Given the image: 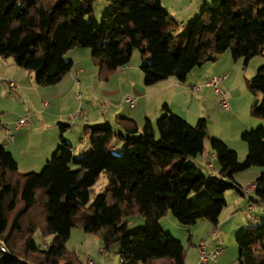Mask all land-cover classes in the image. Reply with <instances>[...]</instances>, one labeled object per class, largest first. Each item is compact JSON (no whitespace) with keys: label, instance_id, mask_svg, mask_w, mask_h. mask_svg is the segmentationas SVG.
I'll return each mask as SVG.
<instances>
[{"label":"trees","instance_id":"obj_1","mask_svg":"<svg viewBox=\"0 0 264 264\" xmlns=\"http://www.w3.org/2000/svg\"><path fill=\"white\" fill-rule=\"evenodd\" d=\"M95 0H0V57L34 73L36 84L53 85L71 69L72 48H88L100 79L140 55L143 83L168 76L183 82L188 73L229 51L244 64L264 51V0H210L175 39L178 24L161 0H107L98 21L85 20ZM251 113L264 119V64L248 79ZM88 127L90 150L74 156L58 122L60 145L37 171L20 173L12 153L0 144V264H79L65 247L80 226L119 244V264H185L182 243L162 230L168 212L182 225L205 219L216 226L225 191L241 193L238 172L264 167V126L241 133L243 160L225 142L207 135L206 119L189 124L164 104L156 119L139 127L129 117ZM209 142L217 175L201 172L188 158ZM116 142L122 146L117 148ZM106 186L90 199L100 175ZM256 202L264 203V173L254 180ZM205 190L204 198L194 194ZM242 194V193H241ZM141 215L144 226L130 230L126 218ZM52 236L42 247L35 240ZM238 264H264V222L236 238Z\"/></svg>","mask_w":264,"mask_h":264},{"label":"crops","instance_id":"obj_2","mask_svg":"<svg viewBox=\"0 0 264 264\" xmlns=\"http://www.w3.org/2000/svg\"><path fill=\"white\" fill-rule=\"evenodd\" d=\"M206 1L161 0L162 6L178 24V28L174 32L176 40L177 38L180 40L183 39L186 24L198 13L201 5L207 3ZM262 55L264 60V51ZM254 58L256 56L251 61ZM65 59L71 60L73 65L63 78L56 84L41 86L36 84L33 72L22 68L15 70L11 57H0V73H3L0 74V99L2 100L3 96L7 94L14 98L18 96L25 99L31 106V109L35 107L34 104L37 101L40 107H44L45 109L50 105L54 106L55 102L59 105L56 108H65V114H62L61 117H65V122L63 123L68 124L69 127L66 128L62 135L70 144L74 156L79 153L80 148L83 147L82 145L87 139L85 135L88 136V127L97 123L108 122L113 127H118L117 118L119 117H129L135 122L145 117L155 119L160 115L161 108L164 104H167L172 112L174 108H177L181 113H188L191 117L192 114L201 115L202 113L201 105H199V102L202 100L201 96L197 95L193 97V92L189 90L191 86L200 83L199 79L201 78V74L198 73L197 75L199 79L194 75L197 73V71H194L195 67L188 73L183 82L177 80L174 76H168L151 85H145L143 83V76L140 78L142 74L139 68L140 59H138L136 66L128 63L125 66L117 68L107 79H100L98 77L97 67L91 58V53L88 48H72L65 54ZM2 65L5 67L8 66L7 69L13 70L14 72L10 74L6 71V68L4 70L1 69ZM10 81L14 85L11 86ZM12 90L15 93H12ZM125 95H133L136 97L134 107H130L122 100ZM166 100L170 103H167ZM173 100L175 104H173ZM177 100L180 101L179 104H177ZM192 102L197 105V112L191 110ZM104 104H107L106 108ZM95 105L98 109H96ZM109 106H112V111L109 109ZM1 109L0 114L2 113ZM45 112L46 115L39 117L41 120L35 122L37 126L31 124L29 127L25 125L17 128L16 121L19 119L17 114H14L12 119L10 118L5 121L0 118V144L12 153L17 162V167H22V171L29 169H34L30 171L39 170L40 167L44 166L46 160L51 156V153L60 145V132L58 131L57 123L62 121L58 118L50 117L51 115L54 116L50 112ZM255 121L264 125V120L261 118ZM77 123L80 124L75 130L77 131L78 129L77 132L80 135L81 133L84 134L82 137H76L74 135V128ZM136 124L138 125V123ZM49 126H51V133H48ZM138 126L140 127V125ZM208 136L215 137L209 133ZM115 144L117 148L122 146L121 142H116ZM89 146L90 141L86 140L84 149ZM232 147L230 146V148ZM204 149L201 155L208 152L210 159L206 161L207 172L205 174L217 175L219 166L216 157L211 149H207L205 146ZM236 150L242 157L246 153V148L241 145ZM197 156L191 159L192 163L193 160L198 161ZM214 160H216V163ZM193 164L196 166V162ZM260 173H264V171L259 169V167H251L249 170L238 172L236 175L239 178L245 176V179L248 178L253 181ZM236 175L235 180L241 186V179H237ZM51 237L49 239L45 238V244L51 241Z\"/></svg>","mask_w":264,"mask_h":264},{"label":"rangeland","instance_id":"obj_3","mask_svg":"<svg viewBox=\"0 0 264 264\" xmlns=\"http://www.w3.org/2000/svg\"><path fill=\"white\" fill-rule=\"evenodd\" d=\"M206 2L209 3L210 0H207ZM110 8L111 4L107 0H95L93 4V12L87 15L85 20L88 21L90 19H95L99 21ZM138 59H140L139 51L135 49L129 64L136 66ZM251 59L247 64H244L242 58L233 59L229 51H226L225 53L218 55L214 61L209 60L204 62L201 66L195 67L194 71H197V73L194 75L198 78V73L201 74V78H198L201 84H198L200 85L198 89H192L193 85L189 90L193 92V97L197 95L201 96L202 100L199 102V105H201L202 113L201 115L192 114L191 117L188 113H181L177 108H174L173 112L189 124H194L198 118H205L207 135L209 133L215 136L213 138L219 139L227 145L231 144L230 146H233L231 149L234 148L233 150L236 152V148L238 149L239 145L246 148L245 142L241 139V133L261 125L255 121L260 118L253 116L250 110L254 95L248 88V79L255 73L259 66L264 64V60L262 54L256 56L253 61H251ZM12 63L15 70L20 69L14 64V62ZM5 68L10 74L14 72L13 70H8V66L5 67L2 65L1 69L4 70ZM0 74L3 73L1 72ZM141 77L142 74L140 75V78ZM209 79L218 80L217 86L225 92L229 108L223 109L220 105L219 96L213 90L214 88L205 84ZM11 92L15 93L14 90ZM126 96L127 95L123 98ZM11 97L12 96L5 94L2 100L0 99V108H2L0 118L3 121L10 118L12 119L13 115L17 114L19 119L24 116L29 118L26 127H29L31 124L37 126L35 122L40 121L41 119L39 117H44L46 115L45 111H48L54 115H51L50 117L58 118L62 122H65V117H61L62 114H65V108H56L59 106L56 102L54 106L50 105L45 109L44 107H40V104L37 101L34 104L35 107L31 109V106L25 99L18 96L15 98ZM166 102L170 103L168 100H166ZM174 102L175 101L173 100V104H175ZM177 102V104H179L180 101L177 100ZM95 107L98 109L96 105ZM104 107L106 108L107 104H104ZM109 109L112 111V106H109ZM196 109L197 105L192 102L191 110L197 112ZM126 110H128V108H126ZM21 113L25 115H22ZM94 114L96 113L94 112ZM143 120L144 119H140L139 121H136V123L141 126ZM79 124L80 123H77L74 128V135H76V137L84 136V134L81 133L80 135V133L77 132L78 129L77 131L75 130ZM114 128L116 129L118 127L115 126ZM48 133H51V126L48 128ZM85 136L87 137V141L91 140L89 136ZM86 140L84 141V144L82 143L83 145L81 144L83 147L80 148L79 153L75 156L80 157L90 150V146L84 149ZM205 148L210 149L208 141L205 142ZM245 155L242 157V155L238 154V159L240 161L243 160ZM191 159L192 158L189 157L187 162H190ZM197 160L198 161L193 160V163L196 162V167L200 171L206 173V161L210 160L208 152H205L203 155L199 154ZM214 161L216 163V160ZM41 168L42 167H40L39 170ZM259 169L264 171V167H259ZM30 170L34 169L26 171ZM18 171L20 173L26 172L22 171V167H18ZM236 178L241 179L242 186H246L251 181V179H245V176L239 178L236 175ZM105 186L106 178L104 174H101L91 189L90 199L92 200L95 194L102 192ZM206 195V191L202 190L194 194L192 198L198 200L204 198ZM249 196L250 197H246L233 188L226 190V205L219 214L216 226L212 225L205 219H199L191 225H182L178 223L169 212L159 220V224L164 232L169 233L173 238L182 243L185 252V264H238L237 258L239 255V246L236 238L248 227L257 226L264 222V203L255 201L256 196L254 191L251 192ZM248 204L253 205V209L250 211V214L253 217L252 219H248L245 216ZM126 221L130 230L142 227L145 223L144 218L141 215L129 216L126 218ZM45 238L49 239L50 236ZM45 238L41 236L39 231L36 232L35 240H37L42 247L47 245L45 244ZM65 247L66 250L78 260L79 264H89L88 259L92 261L91 264H119V244H115L109 250H105L103 248L102 238L98 234L85 232L82 227L78 225L70 230L69 238L65 242ZM216 247L220 248L221 252L216 255L215 258L208 259L201 263L200 250L204 248L207 253H210L214 251Z\"/></svg>","mask_w":264,"mask_h":264},{"label":"built area","instance_id":"obj_4","mask_svg":"<svg viewBox=\"0 0 264 264\" xmlns=\"http://www.w3.org/2000/svg\"><path fill=\"white\" fill-rule=\"evenodd\" d=\"M218 80L216 79H209L208 81L205 82L206 85L212 86L214 89V92L219 96L220 98V105L223 109H227L229 108V104H228V100L225 96V92L218 86H217ZM201 84V83H199ZM10 85H14L13 82L10 81ZM200 87V85L196 84L192 87V89H198ZM125 103H127L130 107H134L136 104V97L133 95H127L124 100ZM44 104H46L45 102H43ZM72 117V116H71ZM29 121V118L27 116L21 117L20 119H18L16 121V127L20 128L25 126ZM257 188V184L254 181L249 182L246 186H240L239 189L241 190L242 195L246 196V197H250V193L255 191V189ZM250 191V192H249ZM253 209V205L250 204L247 206V210L245 211V216L250 219L252 216L250 214V211ZM203 245V244H202ZM221 252V249L216 247L214 249V251L207 253L204 248L200 250V254H201V263L207 261L208 259H212L215 258L216 255H218ZM88 263L91 264L92 261L90 259H88Z\"/></svg>","mask_w":264,"mask_h":264}]
</instances>
